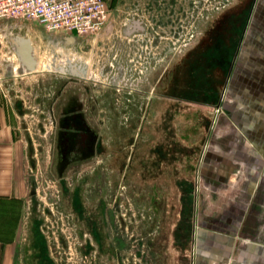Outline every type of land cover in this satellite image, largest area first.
I'll use <instances>...</instances> for the list:
<instances>
[{
	"label": "flooded vegetation",
	"instance_id": "1",
	"mask_svg": "<svg viewBox=\"0 0 264 264\" xmlns=\"http://www.w3.org/2000/svg\"><path fill=\"white\" fill-rule=\"evenodd\" d=\"M247 1L239 5L243 21L252 15ZM187 2L191 3L187 11L182 6L171 19L181 21L177 24L181 28L172 35L182 37L185 48L199 44L198 39L207 33L203 23L212 24L217 15L230 14L236 7V0ZM256 4L264 8V0H256ZM133 6L139 12L117 20L116 35H169L158 23V8L149 3ZM159 11L162 17L164 12ZM245 29L244 23L232 27L227 44L220 39L213 46L200 45L186 56L185 48L179 49L185 57L184 69L190 70L188 81L193 80L195 89L203 87L202 93L191 91V87L183 89L188 81L179 80V76H171L175 84H170L167 52L158 65L151 64L146 51L135 56L134 65L145 63L139 74L132 68L122 72L116 67L117 73L108 76L104 62L90 61L92 50L103 49L97 45L100 38L81 51L72 47L53 52L30 85H23L27 76L0 79V84L7 86L1 95L12 102L9 112L1 114L8 123L13 122L11 133L20 147L27 181L17 264H168L171 254L177 264H183L188 249V261H195L203 208L200 163L194 168V179L185 174V168L189 166L186 157L194 154L198 145H186L173 122L184 113V104L179 102L203 104L204 99V104H212V77L205 73L208 63L220 66L226 74L225 85H230L239 52L246 48ZM221 95L213 104L206 142L212 136V124L223 113L217 112ZM14 102L22 108L17 111ZM27 117L36 120L32 130ZM230 125L224 126L238 136ZM201 158L200 154L197 162H202ZM169 189L176 190L171 198L176 199L177 203L171 204L176 208L168 206ZM172 208L176 218L168 228Z\"/></svg>",
	"mask_w": 264,
	"mask_h": 264
},
{
	"label": "rangeland",
	"instance_id": "2",
	"mask_svg": "<svg viewBox=\"0 0 264 264\" xmlns=\"http://www.w3.org/2000/svg\"><path fill=\"white\" fill-rule=\"evenodd\" d=\"M143 1L152 4L153 8H158V11L156 10V15L158 13L157 17H159L160 19L158 23L163 24V26L161 25V27H165V29H168L169 35L163 37L159 35L146 37L143 34L138 33L135 35H116L114 33L113 27L118 30L117 20H119L120 22V20H124L129 13L133 14L135 12L138 13L139 11L135 10L134 6H131V8L127 9L119 8L118 6L117 8H115L116 6L114 7L113 5L114 0H107L108 5L110 6L111 15L113 14L110 21L112 24V31L110 32L111 34L102 32L97 45H102L103 49L100 51H96L94 49L92 50L93 52L91 51V53H89V55L90 61H96V64L98 60L100 64H103V62L105 63V66L109 71L108 76H114V74L117 73L116 67H118V69L122 72L124 68H132V71H135L136 74H139V69H142V66L145 65V63L142 65L136 63L138 66L134 65L135 56H139V54L143 55L144 51H146L148 56H151V64L158 65L164 60V54L165 52H167L169 60L170 84H175V81H172L171 76H179L181 77H177L179 78V80L188 81V78L190 77V70L187 68L184 69L186 61L185 57L183 58V54H192V52L196 50V48L200 45L211 44L213 46L214 43L220 39L223 43L227 44V41L230 42L231 39L230 35L228 36V31H230L232 27L239 26L242 23L245 24L246 29H249L248 36L253 39L251 45L256 49L259 48L261 50L263 49L264 51V28L262 27L264 26V22L262 21L264 19V8H260L259 4H256V0L254 4V0L247 1L246 7L248 6L249 9H252V15H249V19L247 21L246 19L245 21H243L244 12L240 8L237 12H234V14L220 13L219 15H217V17L214 18L215 20H212V24L211 22L202 24V27H204V30H206L207 33L200 39H198L200 40L199 44L198 42L197 44L193 43L186 48L181 45L182 37L178 38L176 35H172L173 30H178L179 28H181L179 27V25H177L180 24L181 21H172L171 19L175 16L176 11H179L182 6L187 11V8L191 5V3H188V0H186V2H182L183 0H167L166 4V0H158V2L164 1L162 4L158 5V2H156L155 0ZM221 1L224 0H212V3H220ZM235 8L236 7H233L232 9L234 10ZM159 10H161V12H164L162 17H160L159 15ZM117 12H119V16L116 14ZM140 14L141 13H139V15ZM167 17L168 20L165 21ZM162 18L164 19L163 21ZM154 28L158 32L161 31V28L159 26L156 27L154 25ZM258 34L261 36L257 37ZM248 36L245 37L246 41L249 40L247 39ZM262 36L263 39L261 38ZM239 37H242L241 31ZM81 41L83 40H80V43H82ZM89 44L90 43L84 44L83 42L82 44L75 47L77 49L76 51L85 49ZM245 44L247 43L245 42ZM180 48H185V52L183 54L179 52ZM256 53V50L254 52H250L248 48H244L243 51L239 52V59L236 64L237 67L235 69L236 71L232 75V80L230 81L229 85L230 87L228 86V84L227 86L225 85L226 74L220 66L215 67L212 62L206 65L205 73H209V75H211L212 77H210V81L208 80L210 86L212 87V104L210 106L204 104L207 103L206 101H203L204 99L202 100V102H204L203 104H200L199 102H192L190 100L179 102L181 104H184V108H182V110H184L181 111L184 113H180L178 117L175 118L173 126L176 131L181 133L186 145H198L196 147V150L193 152L194 154H191L189 158L186 157V160L188 162L187 164L189 166H186L185 174H189V177H193L194 179V168L196 167V164L200 163L199 167L201 171V180H199L198 185L200 196L203 202V208L200 214L202 216V220L199 222L200 226L197 230L198 242H201V244H198L196 247L195 261L193 263H190V261H188L189 254H191L189 252L190 249H188L183 264H227L226 260H224L223 257L218 260L214 259V255H212V239L213 235L215 234L214 230L216 229L218 231L217 236L224 238V236L221 235V231L223 232V228L225 226L224 224L227 222V218L229 219L232 217L233 219H235L239 214L238 212L240 207L238 205V202L240 201L245 187L247 186L246 183L250 178L248 174L252 172L251 169L253 170L257 168L258 165V157L251 155V145H247V143H253L254 146H257V144L259 143V139L256 135L257 126H255L254 123H251L253 121H258L257 114H259V112H264V70L260 68L258 69L255 63H252L253 61H261V58H258ZM141 59L138 58V60ZM147 60L149 61V59ZM143 62H145V60H142V63ZM16 63H14V66ZM34 81V78H26L25 81H23V85L25 87L27 86V84L30 85ZM192 81L193 80H191L190 78V80L188 81L189 84L186 82L183 89L187 90L191 87L192 91L197 88ZM195 82L197 83L198 81L196 80ZM178 85L181 86L180 84ZM12 86L16 87V85L13 84ZM5 87H7L5 86V83L0 84V142H5L8 138H11V136H9L8 134L9 131L12 132L13 129V122H11V124H8V121L3 118V115L1 114V112H9L10 106L12 105V102L9 101L11 99L10 97H3L1 95ZM18 87L21 88V85H19ZM198 89L202 93L203 87L200 86L198 87ZM205 92H210V90ZM221 92L222 98L219 99V111L217 112L223 113H220L219 116H217V122H215V124L213 123L214 125L212 124V136L210 139L208 138V141L206 142L205 139L207 138L210 122L211 120L213 122V104L215 103V101H217L216 96L220 97ZM14 104L17 111L18 109L22 108V106L17 105L16 102H14ZM198 108L201 109L198 110ZM192 112H195L194 115L197 118L193 117ZM242 112H250L254 114V117H251L250 119V124H247L246 126L242 124L244 122L241 123L240 115ZM33 119L34 118L28 119L27 117V121L30 123V128L35 127L34 122H36V120ZM229 122L232 124L230 125V127L233 128L235 133H238L240 139L239 142L246 143L244 145V150L232 149V145L236 144L234 138L231 137L232 130L228 131L229 127L224 126L226 123L229 124ZM247 126L249 127L248 131L252 132L251 135L245 134V128ZM253 127L255 128L253 129ZM220 128L221 130H218ZM241 132L245 134V136L242 134V136H244V140H241V134H239ZM12 138L14 139V136ZM210 142H212L210 147L205 149V145H207V143L209 145ZM0 153L2 154V152ZM200 154L201 157L204 158H201L202 162H197ZM6 160H3L2 162L0 161V174H2L0 175V177L2 178H6L7 173L9 174V170L7 171L8 161ZM174 192L176 193V190L169 189V198L167 203L168 206L170 205L171 207H173V205L171 204H173L174 202L177 203L176 199H171L175 195ZM173 208L172 210L169 209L170 214L168 220V228H171L172 224L175 222L176 210H173ZM212 219L215 220H213V225ZM172 249L173 247L169 245L168 252L170 254L172 252ZM171 256L172 254L169 256L168 264H177L171 258ZM162 263L164 264V262ZM233 264L242 263L237 260Z\"/></svg>",
	"mask_w": 264,
	"mask_h": 264
},
{
	"label": "crops",
	"instance_id": "3",
	"mask_svg": "<svg viewBox=\"0 0 264 264\" xmlns=\"http://www.w3.org/2000/svg\"><path fill=\"white\" fill-rule=\"evenodd\" d=\"M134 3L146 2L143 0H114L113 5L116 6L115 8L118 6L127 9ZM235 3L236 8L232 10V14L237 12L240 8L239 5H244L245 2L244 0H236ZM262 21L264 22V19ZM136 22H139L138 18ZM136 26L140 27L139 25ZM262 27L264 28V26ZM113 29L115 30L114 27ZM247 30L246 35L248 36L249 29ZM260 36L257 35V37ZM261 38L263 39V36ZM247 39L249 40L246 41V48L250 52L256 50L257 57L261 58V61H253L252 63L264 70L263 49H256L252 46L253 39L250 36ZM80 44H82L80 39L75 36L61 32H49L35 21L1 18L0 77L1 79L19 76L34 78L42 65L51 60L53 52L58 51V49L70 50ZM16 62L17 66L14 67ZM240 117L241 123L244 122L242 124L246 126L250 124V119L254 117V114L242 112ZM257 118L258 121H253L251 124L254 123L257 126L256 135L259 143L257 146H254L253 143H247L248 146L251 145V155L258 157L257 168L251 169L252 172L248 174L250 178L238 202L239 214L235 219L227 218V222L224 224L223 232L221 231L224 238L217 236L218 231L216 229L212 239L214 259L218 260L223 257L227 264H233L237 260L242 264H264V112H259ZM245 129V134L251 135L252 132L248 131L249 127L247 126ZM239 134H241V140H244L245 134L242 132ZM8 135L11 136L10 139L0 142V152H2V154L0 153V161L7 159L6 161L9 163H7L9 174L7 173L6 178L0 177V264H17L20 258L21 239L24 234V200L27 181L21 167L20 147L16 141H13L11 131ZM231 136L236 143L232 145V149L244 150L246 143L239 142V137L234 133ZM255 182L256 185L253 186ZM198 244L201 242H197L196 246Z\"/></svg>",
	"mask_w": 264,
	"mask_h": 264
},
{
	"label": "built area",
	"instance_id": "4",
	"mask_svg": "<svg viewBox=\"0 0 264 264\" xmlns=\"http://www.w3.org/2000/svg\"><path fill=\"white\" fill-rule=\"evenodd\" d=\"M111 17L107 0H0V19L35 21L49 32L70 34L84 44L96 42L102 32L110 33Z\"/></svg>",
	"mask_w": 264,
	"mask_h": 264
},
{
	"label": "water",
	"instance_id": "5",
	"mask_svg": "<svg viewBox=\"0 0 264 264\" xmlns=\"http://www.w3.org/2000/svg\"><path fill=\"white\" fill-rule=\"evenodd\" d=\"M108 27H109V26H106L105 29L108 28Z\"/></svg>",
	"mask_w": 264,
	"mask_h": 264
},
{
	"label": "bare ground",
	"instance_id": "6",
	"mask_svg": "<svg viewBox=\"0 0 264 264\" xmlns=\"http://www.w3.org/2000/svg\"><path fill=\"white\" fill-rule=\"evenodd\" d=\"M106 32H107V31H106ZM106 32H105V33H106ZM107 33H108V32H107ZM231 179H232V178H231Z\"/></svg>",
	"mask_w": 264,
	"mask_h": 264
}]
</instances>
